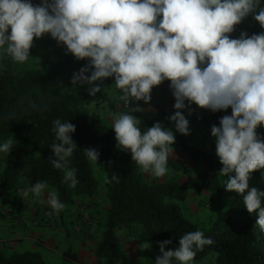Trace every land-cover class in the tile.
<instances>
[{
    "label": "clouds",
    "instance_id": "9594fccd",
    "mask_svg": "<svg viewBox=\"0 0 264 264\" xmlns=\"http://www.w3.org/2000/svg\"><path fill=\"white\" fill-rule=\"evenodd\" d=\"M249 15L264 29V0H0V50L22 63L30 57L33 38L50 34L66 46V54L87 61L71 83L88 85L93 97L112 77L121 99L148 102L153 87L168 80L175 112L167 120L184 135L190 134L184 111L191 115L192 104L213 113L231 108L230 115L211 125L219 172L228 177L225 190L243 196L244 207L255 213L264 232V188L249 183L254 170L264 176V134L258 132L264 127V31L227 35ZM141 124L132 113L113 116L117 146L129 151L146 174L162 178L175 134L160 121L143 132ZM52 130L58 142L50 146L54 158L49 160L66 169L64 180L75 187L77 170L67 165L78 148L72 139L76 126L56 119ZM14 144L13 136L0 142V153L8 155ZM83 149L97 163L99 151ZM46 189L47 182L37 181L22 194L43 195L42 202L62 211L58 193ZM214 243L199 230L183 234L168 250L172 240L159 241L161 254L154 264H191L198 251Z\"/></svg>",
    "mask_w": 264,
    "mask_h": 264
},
{
    "label": "trees",
    "instance_id": "16d2710c",
    "mask_svg": "<svg viewBox=\"0 0 264 264\" xmlns=\"http://www.w3.org/2000/svg\"><path fill=\"white\" fill-rule=\"evenodd\" d=\"M87 61L69 54L49 64L44 70L16 68L10 56L2 59L0 69V142L13 136L16 144L3 159L0 173V204L6 205L12 190L17 187L23 166L29 165L33 185L37 181L47 182L53 187L65 206L72 205L79 195H93L98 189V181L93 175V164L83 148H96L100 156L97 163L106 173V197L109 208L106 213L104 230L97 245L96 253L105 264H116L124 258V251L116 231L121 227L134 226L136 236L142 243L153 245L156 254L146 262L154 264L160 255L159 241L171 239L172 244L165 250L176 247L179 237L191 231H202L215 243L198 251L191 264H264V232L256 225V216L249 214L243 205V196L234 191H226L227 176L221 175L222 164L211 153L188 143V138L172 130L175 134L173 147L181 148L193 159L207 165V185L219 201L215 219L208 227H200L184 214L181 202L188 196L185 183L175 179L159 183L144 179L141 166L132 159L129 151L117 146L114 130L102 123L99 117L81 109V103L95 97L109 104L110 100L101 92L95 97L82 91L71 95L58 85L71 79ZM206 119L211 124L219 123V118L231 112L213 113L204 109ZM150 127L160 121L170 128V115L165 110H139L132 112ZM69 120L76 126L72 139L77 145L67 165L77 170L78 184L70 186L65 182V168H55L50 146L57 143L53 121ZM264 134V127L258 128ZM168 167L175 171L186 168L182 161L169 159ZM118 177L113 179V177ZM250 187L264 188L261 170L251 173ZM37 202V196H35ZM264 206V202H262ZM70 259L75 256L65 252ZM0 264H47L38 251H22L7 254L0 250ZM179 264V262H176Z\"/></svg>",
    "mask_w": 264,
    "mask_h": 264
},
{
    "label": "rangeland",
    "instance_id": "374dc122",
    "mask_svg": "<svg viewBox=\"0 0 264 264\" xmlns=\"http://www.w3.org/2000/svg\"><path fill=\"white\" fill-rule=\"evenodd\" d=\"M51 42L53 44L57 41L55 39H51ZM50 51L51 58H62L70 54H66V47L62 44L57 45V49L50 48ZM1 55L0 69L2 59L5 56H10L9 54L5 55L2 53ZM11 59L16 68H25L20 66L19 62H14L12 57ZM46 63V59L40 55L37 59H34L33 63L28 65H30L29 68H34L35 70H44L49 65H46ZM87 87L88 85L76 86L74 88L71 83V79L58 85L60 90L68 92L71 95H80L82 91L87 92ZM102 87L103 89L101 90V93H103L110 100L112 107L102 101L100 97H95L89 101L82 102L81 109L90 115L99 117L102 123L111 127L113 116L125 113L131 114L133 112V105H136V102L138 101H135L134 98H129L130 103L127 105L125 102L126 100L121 99V96L123 95L122 90L116 87L114 78L112 77L105 78L102 82ZM141 121V131L143 132L145 124L142 119ZM195 121L196 120L192 119L191 124H189L190 134L183 135L188 138L189 144L195 145L204 151L211 153L215 159L219 160L216 155L215 138L211 136L212 124L209 123L207 119L204 120V122L201 120ZM170 128L175 131L172 122H170ZM5 157L6 154L0 153V173L4 167L3 159ZM170 159L184 162L186 164V168L181 171H175L167 166L168 172L162 178L155 177L152 174H146L142 170L144 179L149 182L157 181L159 183L175 179L181 183H185L188 188V196L183 202H181L185 216L200 227H208L209 223L216 217L219 201L208 188L206 163L204 161L193 159L186 152H184L183 149H176L175 147H173V153L170 156ZM92 170L94 177L98 181L97 191L91 196L79 195L75 197V202L72 205L65 206V208L58 213L53 211L46 202H42L44 200L43 195V199H39L37 196L36 202L33 194L29 192L30 197L27 201L31 204V217H34L35 219V221H31L32 226H39L35 222L38 220L37 217L43 213L47 219L46 221H42L46 224L45 226H51V233H54V236L64 238L65 243H67L62 244V242L58 241L57 238L54 239V236H50L51 233L47 230L45 231L47 232V236L42 235L45 232L40 231V236L43 239L39 238L38 242L41 244L40 246L44 247L42 246V243L46 242L45 239L51 238L52 242H50L51 246L49 247L55 250L58 249L59 252L62 253L56 254L49 251L51 252L52 257L48 261H46L41 254L47 264H105L104 260L99 258L97 255L96 248L104 230L106 213L110 204L109 199L106 197V173L103 167H101L98 163L93 164ZM33 181L30 167L25 164L22 168L21 177L18 179L17 187L12 190L8 204H0V215L7 212V209L9 208L15 209L17 201L23 198L22 193L33 185ZM18 191H20L19 194ZM46 191L56 192L55 188L50 186H47ZM22 202H24L23 199ZM24 211L28 212L29 209L26 208ZM14 216L19 217L16 213ZM26 217L28 218V215H26ZM26 217H22V219L26 220L25 223H27L29 219ZM39 227L42 228V226ZM135 231L136 229L134 226L121 227L116 231L124 251V258L116 264H135L139 262H146L150 261L155 256L156 251L153 245L139 241ZM54 241L55 243L58 241L57 246H54ZM148 244L150 247H148ZM2 251L4 252V249H2ZM67 251L73 254L75 258L70 259L67 255H65V252Z\"/></svg>",
    "mask_w": 264,
    "mask_h": 264
},
{
    "label": "crops",
    "instance_id": "0c3cea01",
    "mask_svg": "<svg viewBox=\"0 0 264 264\" xmlns=\"http://www.w3.org/2000/svg\"><path fill=\"white\" fill-rule=\"evenodd\" d=\"M33 3L35 2L33 1ZM243 27L248 30L249 35H251L252 33H259L261 31H264V29L260 27L259 23L255 21L251 15L245 18ZM227 35H229L230 38L239 37L233 32ZM51 39L53 38H51L50 34H44L40 38L34 37L33 46L29 50L30 57L25 62L22 63L19 62L20 66L29 68L30 65L28 64L33 63L34 59L35 58L37 59V57L40 55H42V57L46 59L47 62L46 65L51 64L57 59H59L60 57L51 58L50 56V52H51L50 48L57 49V45H59L57 42L56 43L54 42L52 44ZM5 47H7V45H5ZM1 53L5 55L7 54L6 52L4 53L2 50H0V59L2 57ZM169 84L170 81L165 80L160 85L154 86L151 91L150 101L145 102L143 100H138V102H136V105H133L132 109L134 110L135 108L138 107L139 110H151V111L165 110L169 114H173L175 112V109L173 108V104L175 101H174V97L171 95ZM191 108L193 109L191 115L188 114L187 110L184 111V114L186 118L190 121V124L192 119L196 121L201 120L202 122L206 120L207 117L204 109L199 108L195 104H192ZM230 114L231 112L228 113V115ZM19 193L20 191H18V194ZM29 197H30L29 195L28 198L23 196V198L17 201L15 209L9 208L7 209V212H5L3 215H0V250L4 249V252H7V254H10L15 251L16 252H22L27 250L38 251L43 255L46 261H48L52 257L51 252H54L56 254H62V253L59 252L58 249L55 250L49 247L51 246L50 242H52L51 238L45 239L46 242L42 243V246L44 247L40 246L41 244L38 242L39 238L42 239V237L40 236V231L45 232L47 230L51 233L52 228L51 226L48 225L45 226L46 224L42 222L47 220L43 213L39 215V217H37L38 220L35 222L37 223V225L42 226V228L39 226L37 227L32 226L31 221H35V219L34 217L33 218L31 217L32 208L30 209L31 204L29 201H27ZM38 198L43 199L44 197L42 198L41 195ZM22 199L24 200V202H22ZM26 208L29 209L28 212L24 211ZM15 213L18 214L19 217L14 216ZM26 215H28L29 219L26 217ZM24 216L28 219L27 223H25L26 220L22 219V217ZM42 235L47 236V232H45ZM50 236H54V233H51ZM55 238H57L58 241L62 242V244L63 243L67 244L65 243L64 238L54 236V239ZM58 241L56 243L54 241V246H57Z\"/></svg>",
    "mask_w": 264,
    "mask_h": 264
},
{
    "label": "built area",
    "instance_id": "2783aa9c",
    "mask_svg": "<svg viewBox=\"0 0 264 264\" xmlns=\"http://www.w3.org/2000/svg\"><path fill=\"white\" fill-rule=\"evenodd\" d=\"M33 1H34L35 3H39V2H40V0H33ZM244 21H245V18H244L239 24H237V25L234 26V31H233V33H235L236 35L239 36V34H240L241 31H247V30L243 27V23H244ZM247 32H248V31H247ZM125 102H126V104L128 105V104L130 103V100L127 99Z\"/></svg>",
    "mask_w": 264,
    "mask_h": 264
}]
</instances>
